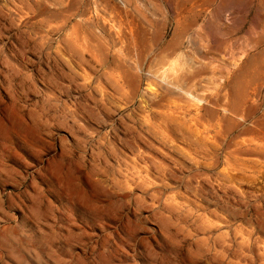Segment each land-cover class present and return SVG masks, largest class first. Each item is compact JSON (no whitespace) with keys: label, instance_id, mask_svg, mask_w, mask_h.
Wrapping results in <instances>:
<instances>
[{"label":"rangeland","instance_id":"obj_1","mask_svg":"<svg viewBox=\"0 0 264 264\" xmlns=\"http://www.w3.org/2000/svg\"><path fill=\"white\" fill-rule=\"evenodd\" d=\"M0 264H264V0H0Z\"/></svg>","mask_w":264,"mask_h":264}]
</instances>
